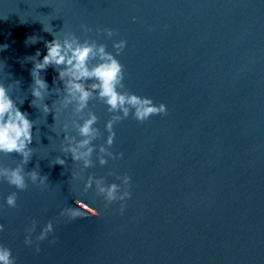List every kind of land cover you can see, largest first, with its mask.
<instances>
[{
	"label": "water",
	"instance_id": "95a60500",
	"mask_svg": "<svg viewBox=\"0 0 264 264\" xmlns=\"http://www.w3.org/2000/svg\"><path fill=\"white\" fill-rule=\"evenodd\" d=\"M43 27L60 38L71 31L95 40L113 54V40H126L117 57L125 88L167 105L166 116L117 124L109 151L123 159L102 167L94 153L83 180L74 178L81 166L70 158L65 168L54 165L64 155L58 133L67 113L54 124L52 113L30 106L31 57L39 50L42 60L44 42L53 39ZM105 28L116 35L97 33ZM33 36L38 42L26 44ZM4 45L0 84L35 124L25 171L39 164L35 170L48 177L43 188L29 182L18 192L15 209L5 201L17 190L0 180V245L16 264H264V0H0ZM41 75L50 90L62 88L53 84V68ZM89 107L98 117V149L111 117L98 100ZM19 160L0 153V167ZM124 174L133 195L123 215L118 204L105 208L94 187L83 193L89 175L110 184ZM76 199L100 216H60ZM33 221L29 247L25 230ZM49 221L54 232L37 242Z\"/></svg>",
	"mask_w": 264,
	"mask_h": 264
},
{
	"label": "clouds",
	"instance_id": "9594fccd",
	"mask_svg": "<svg viewBox=\"0 0 264 264\" xmlns=\"http://www.w3.org/2000/svg\"><path fill=\"white\" fill-rule=\"evenodd\" d=\"M136 18L133 17V22ZM51 29L53 27L51 26ZM83 33L87 34L91 29L87 25H80ZM43 31L51 34V42H44L47 54L43 59L39 50L31 57L33 64L30 70L32 83L29 86L31 95L30 106L42 112L46 117L52 113L54 124L60 116L67 113L58 135L63 137L61 151L62 157H57L54 165L66 166L70 158L73 164L80 165L78 173L74 178L83 180L80 173L95 166L93 155L100 166H105L108 160L123 159V153H113L109 149L115 142V126L131 116L138 123H144L154 116H166L167 105L155 103L151 98L138 96L130 93L124 85V65L117 59L127 47V41L113 40L114 54L109 52L104 44H98L95 40H81L75 33L68 31L63 37L54 36L50 29L43 27ZM98 34L112 39L116 35L113 29H97ZM38 42L35 36L26 40V44ZM4 45L2 50H5ZM53 68L57 76L53 84H62V88L53 87L49 89L41 73ZM55 89V91H53ZM53 95L57 97L51 105L46 103ZM98 100L102 102L110 119L106 122L104 130L108 133L105 144L97 149L95 141L100 138L101 131L97 127L98 117L90 109V102ZM58 101V103H57ZM24 101L20 104L22 106ZM69 109L71 110L69 112ZM34 121L29 119L27 112H22L18 104L12 99L9 87L0 84V153L4 155H15L20 157L15 167H0V180L7 182L17 191L6 198V206L9 209L17 208L18 192L26 191L29 182L32 185L43 188L48 177L41 175L35 168L26 172L25 167L32 161L34 152L33 129ZM75 132V135L71 133ZM108 175H113L109 172ZM119 183L107 184L103 177L95 178L93 175L87 177L83 184V193L86 195L90 190H95V195L102 197L105 208L118 204V212L123 215L127 208V201L132 199L131 177L127 174L116 176ZM76 206H69L60 212V216L70 220L84 218L86 216L99 217L100 213L80 199H76ZM36 221L32 227L27 228L24 243L26 246L33 245L32 233L35 231ZM5 231V226L0 224V232ZM54 232L52 221L43 226L40 234L36 237L37 242H42ZM53 243L55 241H52ZM35 252H40L39 243L36 244ZM0 264H16L12 250L0 245Z\"/></svg>",
	"mask_w": 264,
	"mask_h": 264
}]
</instances>
